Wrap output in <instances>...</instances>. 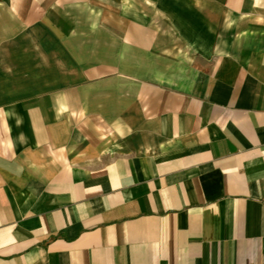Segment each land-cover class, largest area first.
<instances>
[{
    "label": "crops",
    "instance_id": "1",
    "mask_svg": "<svg viewBox=\"0 0 264 264\" xmlns=\"http://www.w3.org/2000/svg\"><path fill=\"white\" fill-rule=\"evenodd\" d=\"M0 264H264V0H0Z\"/></svg>",
    "mask_w": 264,
    "mask_h": 264
}]
</instances>
